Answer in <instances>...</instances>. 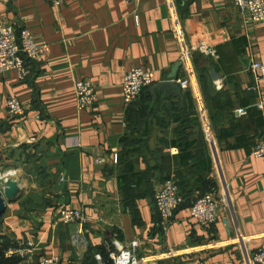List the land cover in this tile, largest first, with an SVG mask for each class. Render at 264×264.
Returning a JSON list of instances; mask_svg holds the SVG:
<instances>
[{"label":"crops","instance_id":"0c3cea01","mask_svg":"<svg viewBox=\"0 0 264 264\" xmlns=\"http://www.w3.org/2000/svg\"><path fill=\"white\" fill-rule=\"evenodd\" d=\"M1 23L29 28L40 46L28 78L0 73V169L22 187L0 219V251L36 243L33 258L9 264H40L53 255L60 264H98L99 249L116 239L141 240L145 264H254L249 257L264 249V160L251 154L264 136V111L256 105L264 101V81L255 83L249 65L264 63V22L246 23L232 0H64L60 8L47 0H0ZM200 41L215 45L218 60L199 66L193 52L194 82L181 93H153ZM141 67L154 73V84L128 106L123 77ZM176 72L189 77L183 63ZM77 79L91 80L98 93L88 110H78ZM11 97L24 104L25 116L7 112ZM142 104L140 129L128 114L132 108L141 116ZM130 135L143 153L125 165L119 158ZM196 167L200 181L218 186L215 194L226 187L234 214L220 207L215 224H201L186 203L171 227L161 228L153 194L162 176L178 182L180 170ZM127 176L142 192L132 205L121 190ZM63 207L81 209L87 223L63 222Z\"/></svg>","mask_w":264,"mask_h":264},{"label":"built area","instance_id":"2783aa9c","mask_svg":"<svg viewBox=\"0 0 264 264\" xmlns=\"http://www.w3.org/2000/svg\"><path fill=\"white\" fill-rule=\"evenodd\" d=\"M50 5L60 8L64 0H47ZM128 2L134 0H127ZM239 10V14L245 19L246 23H262L264 22V0H232ZM176 34H181L180 29H176ZM193 52L202 54L208 59L218 60L219 53L215 45L200 41L193 45L191 49L184 50L182 55V63L186 71L189 73L188 78L176 77L177 82L182 88H187L194 82L192 72L189 71L191 66ZM40 46L34 40L31 30L25 26L16 28L14 25L1 23L0 24V73L8 70H15L20 78H28L30 69L28 61L39 59ZM249 70L252 72L255 83L258 85L264 81V63L252 61L249 65ZM154 84V73L141 68H133L123 77L122 91L123 102L129 105L138 100L144 89ZM219 85V84H218ZM256 85V86H257ZM75 92L77 95L78 110H88L98 102V93L94 83L91 80L77 79L75 80ZM257 89V87H254ZM257 107L264 111V101L260 100L256 103ZM7 112L13 117H21L27 114L24 104L19 98L11 97L7 101ZM239 114L246 115L245 109H240ZM177 153V151H173ZM251 154L264 160V136H261L253 146ZM117 161V156L114 158ZM95 162L102 164L103 159L97 157ZM12 171L0 169V189L3 188L6 180H11ZM221 196L208 192L197 197L196 201L188 208L189 216L201 224L212 225L218 219V209L223 207L225 210L234 214L233 204L226 187L221 191ZM155 206L160 213L162 227L167 230L175 221L176 211L184 202L183 196L179 193L176 181L173 178H168L156 190ZM61 220L66 223L78 222L80 225L87 223V216L81 209H70L63 207L60 210ZM83 234L82 230L78 231ZM78 242L75 237L74 243ZM142 241L133 239L128 243H123L119 239L113 240L110 245H107L109 261L112 264H145L143 257L139 254ZM36 243L33 240L27 239L16 242L5 249V256L8 258L17 257L19 259H30L36 255ZM98 264H107L102 253L95 255ZM254 264H264V249L255 250L249 257ZM61 257L53 255L44 257L40 264H60Z\"/></svg>","mask_w":264,"mask_h":264},{"label":"trees","instance_id":"16d2710c","mask_svg":"<svg viewBox=\"0 0 264 264\" xmlns=\"http://www.w3.org/2000/svg\"><path fill=\"white\" fill-rule=\"evenodd\" d=\"M197 59H198V65L199 66L200 65H205L206 62L208 60H210V59L204 57L202 54H199L197 56ZM211 60H213V59H211ZM29 62H33V61H28L27 60V63H29ZM198 79H199V81L201 83L202 82L204 83V79H205V82H207L206 79H208V77H207V75L205 73L199 72ZM208 82H209V80H208ZM147 88L144 89V91H143L141 97L138 99V101L139 100L141 101V98L144 97L145 92L147 91ZM135 103L133 102V103L129 104L128 106H131V105H133ZM140 108H142V110H141L142 111L141 112L142 115L141 116H139V114L136 115L134 109L131 108L129 110L130 112L128 114V119L132 118V116H133V118H135L134 126H137V127H139L141 129L140 125H142V123L144 122L145 118H143L142 120H137L136 118L144 117L146 111H145V107L143 106V104H142V106ZM212 124L215 127L214 121H213ZM132 140H133L134 143H137L139 148L134 153H131V151L129 150V144H127V141H126L124 151L120 155V158H119V161H122V164L124 163L125 165L126 164L128 165V164L134 162L133 159H132L133 155H135L136 153L139 154V155H142V153H143L142 143H139L137 141V139L134 138V137H132ZM143 143H145V142H143ZM145 148H146V145H145ZM139 157H142V156H139ZM143 158H144L145 161H147L144 156H143ZM192 158L194 159L195 157H192ZM184 159H185L184 160L185 163L188 162V160H192L191 157H187V158L185 157ZM198 159H199V157H198ZM201 171H203L201 168H197L196 167L195 169L194 168H187L185 170H180L177 173L178 182H176V183H177V186H178V189H179V193L184 198V202L182 203V205H180V207L183 206L186 203H188V207H190L193 204V202L196 201L198 196L203 195V194L208 193V192H212L213 193V192H215V189H217L218 186L213 190V188L215 186V185L213 186V182H211V181H209L207 179L205 180V178L202 181H200L198 179L197 175H200ZM162 178H163L162 181L164 182L169 177L162 176ZM131 181H133V179H131L130 176H127L125 178L124 187H123V189H121L122 192H124V194L126 196L125 198L128 199V201H129L128 204H130V205H132V203H130V202L133 199H135L138 194L142 193L141 189L139 187H135V188L132 187L131 188V185H130ZM197 190H199L200 192L198 193V195L193 196L194 192L197 191ZM155 193H156V191H154V194H153L154 198H156ZM180 207H179V209H180ZM157 213H158V210H157ZM159 217H160V213H159ZM160 225H161V228H162L161 217H160ZM11 245H13V244L5 245L3 250L0 251V264H9L11 262H15L16 260H22V259H19L17 257L8 258V257L5 256V249H7ZM99 250L102 252V255L105 258L107 264H112V261H109L107 250L106 249H101V248Z\"/></svg>","mask_w":264,"mask_h":264},{"label":"water","instance_id":"95a60500","mask_svg":"<svg viewBox=\"0 0 264 264\" xmlns=\"http://www.w3.org/2000/svg\"><path fill=\"white\" fill-rule=\"evenodd\" d=\"M182 66V62L176 63V65L172 68L171 74L168 79L160 81L157 84L151 86V90L153 93L159 91L160 89L165 90V92H170L172 90L177 91L178 93L182 92L181 86L175 82L177 76L176 70ZM22 187L18 182L14 180H6L3 188L0 189V219L3 218L8 203H14L19 200L21 197Z\"/></svg>","mask_w":264,"mask_h":264},{"label":"rangeland","instance_id":"374dc122","mask_svg":"<svg viewBox=\"0 0 264 264\" xmlns=\"http://www.w3.org/2000/svg\"><path fill=\"white\" fill-rule=\"evenodd\" d=\"M204 81H205V79H204ZM206 81H207V79H206ZM127 144H129V150L131 151V153H134L139 148V146L137 145V143H134L133 142L131 135L128 137Z\"/></svg>","mask_w":264,"mask_h":264}]
</instances>
